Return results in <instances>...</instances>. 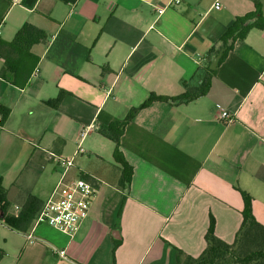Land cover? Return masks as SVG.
Segmentation results:
<instances>
[{"label": "crops", "instance_id": "obj_1", "mask_svg": "<svg viewBox=\"0 0 264 264\" xmlns=\"http://www.w3.org/2000/svg\"><path fill=\"white\" fill-rule=\"evenodd\" d=\"M255 1L264 16V0H0V39L24 22L47 35L30 48L38 61L25 86L0 74V264H175L176 247L202 252L210 216L215 234L233 241L243 194L264 225V28L235 40L206 94L153 101L126 123L124 187L115 143L98 131L150 94L196 87L216 56L209 51ZM60 91L57 107L46 103ZM78 145L66 177L81 175L97 192L69 236L34 217L62 172L52 154L71 157ZM20 213V228L5 222Z\"/></svg>", "mask_w": 264, "mask_h": 264}, {"label": "trees", "instance_id": "obj_2", "mask_svg": "<svg viewBox=\"0 0 264 264\" xmlns=\"http://www.w3.org/2000/svg\"><path fill=\"white\" fill-rule=\"evenodd\" d=\"M256 4V1H255ZM251 28H264V16L258 10L243 16L236 17L234 22L225 30L219 38L217 47H213L209 52L220 55L218 64L233 49L235 40L246 36ZM46 33L29 22H24L9 41L0 39V57L4 60V71H10L13 75L12 83L18 86H25L27 78L35 68L38 58L31 53L33 44L44 41ZM215 69L205 67V73L196 87L185 86V91L176 96H160L150 94L148 98L138 107H134L125 118L116 126L115 123L100 126L98 131L111 138L114 143L113 157L122 167L120 186L124 187L130 181L132 169L122 158L119 152L120 136L124 126L131 120L134 114L140 109L149 105L153 101H164L170 103H182L193 100L206 94L210 85L211 75ZM64 91L47 100L46 103L57 107L62 99ZM34 201V197L28 198V204ZM244 206L242 209V219L231 243H227L219 238L214 232V218L210 216L209 225L204 234L205 247L198 256H192L179 248H175V264H264V225L261 224L252 213L251 198L243 194ZM7 205L4 192L0 186V209L4 211ZM4 220L13 227L20 228V222L26 220L23 214L17 217L5 216Z\"/></svg>", "mask_w": 264, "mask_h": 264}, {"label": "built area", "instance_id": "obj_3", "mask_svg": "<svg viewBox=\"0 0 264 264\" xmlns=\"http://www.w3.org/2000/svg\"><path fill=\"white\" fill-rule=\"evenodd\" d=\"M179 0H171V3H178ZM219 6L216 1L215 7ZM162 9H158L161 13ZM220 118L225 122L232 121L233 114L222 109ZM87 129L80 132L81 138L85 136ZM83 152V148L78 145L76 151L71 157L55 156L52 158L56 164L61 167V175L53 186L47 199L42 203L40 209L34 217V225L45 223L57 229L58 231L72 236L80 227L82 222L89 217L91 203L96 196L97 185L95 182L78 175L68 179L67 172L74 164V156ZM28 239L41 240L35 237L31 232L27 233ZM52 249L60 256L65 258L64 249Z\"/></svg>", "mask_w": 264, "mask_h": 264}, {"label": "water", "instance_id": "obj_4", "mask_svg": "<svg viewBox=\"0 0 264 264\" xmlns=\"http://www.w3.org/2000/svg\"><path fill=\"white\" fill-rule=\"evenodd\" d=\"M219 56H220V55L218 54V55H216V56H214V57L212 58L211 63H210V68H211V69H214V68H215V66H216V64H217V62H218Z\"/></svg>", "mask_w": 264, "mask_h": 264}]
</instances>
